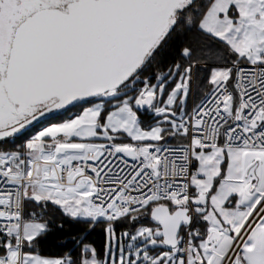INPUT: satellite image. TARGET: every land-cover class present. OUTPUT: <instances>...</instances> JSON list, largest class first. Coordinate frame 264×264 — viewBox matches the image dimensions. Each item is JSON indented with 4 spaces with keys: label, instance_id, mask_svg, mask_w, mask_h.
I'll list each match as a JSON object with an SVG mask.
<instances>
[{
    "label": "snow or ice",
    "instance_id": "6c2138e0",
    "mask_svg": "<svg viewBox=\"0 0 264 264\" xmlns=\"http://www.w3.org/2000/svg\"><path fill=\"white\" fill-rule=\"evenodd\" d=\"M0 264H264V0H0Z\"/></svg>",
    "mask_w": 264,
    "mask_h": 264
}]
</instances>
